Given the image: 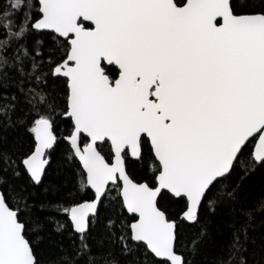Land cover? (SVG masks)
Returning a JSON list of instances; mask_svg holds the SVG:
<instances>
[{"label":"snow or ice","instance_id":"snow-or-ice-1","mask_svg":"<svg viewBox=\"0 0 264 264\" xmlns=\"http://www.w3.org/2000/svg\"><path fill=\"white\" fill-rule=\"evenodd\" d=\"M258 213L264 0H0V264H264Z\"/></svg>","mask_w":264,"mask_h":264},{"label":"trees","instance_id":"trees-1","mask_svg":"<svg viewBox=\"0 0 264 264\" xmlns=\"http://www.w3.org/2000/svg\"><path fill=\"white\" fill-rule=\"evenodd\" d=\"M11 139V137H10ZM58 158H59V154H58ZM63 177H59L58 180H63ZM69 179H70V175H69ZM53 196V193L50 191L48 193V197L51 198ZM259 196V193L254 191L252 194V197L249 200V204L255 203L256 198ZM44 198V194L43 193H38L37 194V199H42ZM170 207L171 210H173L174 212H179V205L176 203H169L168 205ZM40 215H44V213H40ZM254 224V228H255V234L256 235H260L262 233H264V213H258L253 221ZM184 231L191 236V229L187 226V225H183L182 226ZM216 255V249L211 245H207L204 249V256H206L208 259H211L213 256Z\"/></svg>","mask_w":264,"mask_h":264}]
</instances>
